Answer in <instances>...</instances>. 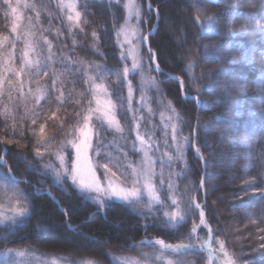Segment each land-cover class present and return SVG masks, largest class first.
Wrapping results in <instances>:
<instances>
[{"label": "trees", "instance_id": "1", "mask_svg": "<svg viewBox=\"0 0 264 264\" xmlns=\"http://www.w3.org/2000/svg\"><path fill=\"white\" fill-rule=\"evenodd\" d=\"M138 1L147 17L148 0ZM150 2L159 12L150 46L163 72L150 60V83L140 86L124 71V9L113 0H8L15 15L0 0V161L7 165L0 170L18 179L8 176L28 211L21 223L0 227V252L29 248L99 264H116L115 255L160 264L158 255H171L208 264L207 253L174 255L141 243L194 245L196 229L206 237L197 197L216 253L264 264V0ZM155 19H143L142 29ZM166 72L200 101L184 99ZM96 86L106 89L116 117L115 127L93 122L99 173L105 167L127 181L131 166L144 162L137 146L145 141L160 198L152 210L145 201L99 205L67 176L70 143L91 114ZM231 154L235 160L221 164Z\"/></svg>", "mask_w": 264, "mask_h": 264}, {"label": "rangeland", "instance_id": "2", "mask_svg": "<svg viewBox=\"0 0 264 264\" xmlns=\"http://www.w3.org/2000/svg\"><path fill=\"white\" fill-rule=\"evenodd\" d=\"M118 4L119 7L124 9V22L123 26L119 31V46L121 48L124 61L127 65V75L130 77L135 76L139 79L140 86H146L148 82L149 68L151 55L145 51V40H146V31L142 29V21L146 19V23L151 19V16L145 17L142 14V6L138 0H113ZM65 4L71 8L73 11L75 9V4L70 1H66ZM148 11L150 10L147 8ZM157 19H155V26ZM153 27L151 28L153 31ZM95 90V103L93 105L91 114L89 115L86 123L78 129V133L74 140L70 143L73 148V161L70 164L68 169L67 176L71 179L72 175V166L76 163V151L73 147L74 143H79L82 139L81 129L85 128L87 124L88 140L89 147L86 152V159L82 154L81 166L86 167L91 165L92 170L95 172V177L99 181L101 191L96 192L86 188H82L79 184V181L74 184L79 192L84 194L89 199L93 200L99 205H104L108 201H120L130 205H136L143 201L147 203L149 209L152 210L154 205L159 203L160 198L157 193V189L152 185V180L150 179V173L152 172V157L150 154V147L146 144L145 141L138 143V150L143 153L144 162H140L139 165H132L129 171H127V181H124L118 175H111L105 167H102V172L99 173L98 166L95 162V157L93 154V140L95 137V130L93 128V122L99 121L104 125H111L115 127L116 117L114 113V105L109 97L106 89L102 86H96ZM99 101V104L97 103ZM108 112V115H105V112ZM235 154L223 156L221 164H231L235 160ZM9 174L0 170V227L8 225H17L23 221L24 217L27 216L28 211L23 206V204L17 199L15 185L11 184L9 179ZM229 181L234 177L232 174H228ZM109 182L113 188L117 190L125 189L128 192H131L133 189H137L136 196H129L127 200H124L120 197H116L111 194V191L108 190ZM146 182L151 183L152 193L149 194L148 190L145 187ZM8 192V193H7ZM202 224H200L201 226ZM202 227L206 228L207 236L203 237L196 232L194 234V245L197 246V249H202L205 243L208 241V227L204 223ZM199 229V228H198ZM152 239H144L146 244H150ZM170 246V245H169ZM168 246V247H169ZM170 252L174 255H179L185 252L187 249L183 247H174L169 248ZM114 256V255H113ZM116 264H149L145 259H139L132 256L126 255H115ZM157 262L160 264H180L182 260L176 259L171 255H158ZM0 264H99L94 260L85 261L82 260L79 263H73L66 261L62 258L43 254L36 249L21 248V249H11L8 251L0 252ZM209 264H219L213 262V259Z\"/></svg>", "mask_w": 264, "mask_h": 264}, {"label": "snow or ice", "instance_id": "3", "mask_svg": "<svg viewBox=\"0 0 264 264\" xmlns=\"http://www.w3.org/2000/svg\"><path fill=\"white\" fill-rule=\"evenodd\" d=\"M5 3L8 4V7L11 8L12 13L15 15L17 13L16 7H12V5L8 3V0H5ZM78 16H79V13H77V17ZM69 19H72V17H69ZM25 55L27 54L25 53ZM191 68H192V65H189V70H191ZM124 71L125 73H127L128 70L125 69ZM97 103L99 104V101H97ZM105 115H108L107 111L105 112ZM86 119L88 118L86 117ZM87 127L88 125L86 124L85 128L81 129L82 139L80 140V142L73 144V147L75 148V151H76V163L72 166L71 179L73 183H76L77 181H79V184L82 188L100 192L101 187H100L99 181L95 177V172L92 170L91 165H87L86 167L81 166L82 154L84 155V158L86 159V152H87L88 147L90 146L89 140H88ZM41 131H43V129H41ZM61 163H63V159L61 160ZM145 187L148 190L149 194H151L153 190L151 183L146 182ZM108 190L111 191L112 195L116 197H120L124 200H127L129 196H136L137 191H138L137 189H133L131 192H128L125 189L117 190L116 188L112 187L111 182H109ZM173 203H175V201H173ZM196 207L199 208V205L197 204ZM201 224L202 225L204 224L203 213H201ZM156 243L161 244L164 247H168V245H165L163 241H156ZM220 247H221V250L223 251L224 250L223 243H221ZM227 255L228 254L225 252L226 257ZM224 264H234V261L230 257H228L227 259H225Z\"/></svg>", "mask_w": 264, "mask_h": 264}, {"label": "bare ground", "instance_id": "4", "mask_svg": "<svg viewBox=\"0 0 264 264\" xmlns=\"http://www.w3.org/2000/svg\"><path fill=\"white\" fill-rule=\"evenodd\" d=\"M159 12L156 10V9H154V10H149L148 11V15L149 16H153V15H159L158 14ZM166 74L168 75V76H170L171 78H173V79H175V80H177V81H179L180 83H181V90H182V93H183V98L184 99H189V100H198V101H200V99H199V97L197 96V95H187L186 94V92H185V88H186V83L181 79V78H179L177 75H175V74H172V73H167L166 72ZM200 105V104H199ZM197 124L198 123H196V128H195V137H196V139H197V136H196V133H197Z\"/></svg>", "mask_w": 264, "mask_h": 264}, {"label": "water", "instance_id": "5", "mask_svg": "<svg viewBox=\"0 0 264 264\" xmlns=\"http://www.w3.org/2000/svg\"><path fill=\"white\" fill-rule=\"evenodd\" d=\"M151 33H152V32H149V33L147 34V36H146L147 43H149V37H150ZM149 50H150L151 52H153L152 49H149ZM154 54H155V53H154ZM153 62H154V64H155L156 67H157V68H156V69H157L156 71L159 72V71H160V68H159V66L157 65V56H156V55H154ZM195 140H196V137H195ZM195 145H196V141H195ZM197 156L199 157V155H197ZM204 183H205V175H203V178H202V181H201V183H200V185H199L198 191L201 190V189L204 187ZM199 209H200V207H199ZM200 210H201V212L203 213L204 221H207V220H206L205 212H204L202 209H200ZM210 241H211V239H210ZM205 251H207V252L213 254V252H211V250L209 249V246H208V245L205 247ZM221 261L224 262V260H222V259H221Z\"/></svg>", "mask_w": 264, "mask_h": 264}]
</instances>
